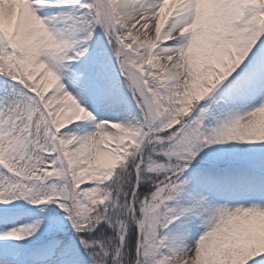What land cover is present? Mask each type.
Masks as SVG:
<instances>
[{
    "label": "snow or ice",
    "instance_id": "1",
    "mask_svg": "<svg viewBox=\"0 0 264 264\" xmlns=\"http://www.w3.org/2000/svg\"><path fill=\"white\" fill-rule=\"evenodd\" d=\"M0 264H264V0H0Z\"/></svg>",
    "mask_w": 264,
    "mask_h": 264
}]
</instances>
